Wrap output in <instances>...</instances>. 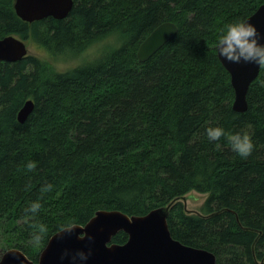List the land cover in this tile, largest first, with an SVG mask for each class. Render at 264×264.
I'll return each instance as SVG.
<instances>
[{
	"label": "trees",
	"instance_id": "1",
	"mask_svg": "<svg viewBox=\"0 0 264 264\" xmlns=\"http://www.w3.org/2000/svg\"><path fill=\"white\" fill-rule=\"evenodd\" d=\"M263 2L73 0L64 19L26 23L14 0H0V39L30 40L52 58L113 39L62 72L34 55L0 62V249L36 262L61 224L84 225L99 210L141 216L173 202L167 225L175 240L212 252L217 264H264V67L246 111L236 112L215 49L226 25ZM163 22L177 34L141 63L140 43ZM29 99L34 107L21 124L17 113ZM217 126L248 133L252 154L240 157L225 138L210 141L206 129ZM46 184L52 190L42 194ZM190 191L207 195L198 213L178 201ZM37 199L42 208L26 217ZM39 223L48 231L36 245L31 225ZM126 240L119 232L112 243Z\"/></svg>",
	"mask_w": 264,
	"mask_h": 264
},
{
	"label": "water",
	"instance_id": "2",
	"mask_svg": "<svg viewBox=\"0 0 264 264\" xmlns=\"http://www.w3.org/2000/svg\"><path fill=\"white\" fill-rule=\"evenodd\" d=\"M72 6L73 0H14L13 4L17 17L26 23L48 17L64 19ZM244 21L256 27L260 33L259 43L264 44V2ZM177 32V26L171 22L156 26L140 43L136 52L137 59L141 63L149 60ZM215 49L219 62L230 76L234 92L232 109L242 113L247 109L248 88L257 78L261 66L243 61L239 64L229 62L219 56ZM28 55L30 52L25 40L13 35L0 39V62L15 63ZM33 107L31 99L25 101L17 113V121L24 123ZM184 199L182 197L178 201ZM172 204L154 208L141 216H129L118 210L96 211L83 228L77 227L72 233L61 235L54 233L36 262L21 250L10 248L2 253L0 264H217L212 252L184 245L171 236L167 217ZM119 232L127 235L126 242L121 245L112 243V238ZM81 234L85 238L78 239ZM89 250L91 254L86 261H72L77 251L88 253ZM65 252L67 256H64Z\"/></svg>",
	"mask_w": 264,
	"mask_h": 264
},
{
	"label": "clouds",
	"instance_id": "3",
	"mask_svg": "<svg viewBox=\"0 0 264 264\" xmlns=\"http://www.w3.org/2000/svg\"><path fill=\"white\" fill-rule=\"evenodd\" d=\"M260 33L256 27L247 21H239L226 25L221 30L216 48L219 56L225 58L227 61L232 63H255L259 66L264 67V44L259 43ZM207 137L210 141H219L221 138H225L231 145L232 151L237 153L242 158L250 156L254 150V144L252 137L248 133H230L223 127H208L206 129ZM220 145L217 144V148ZM29 172H33L37 168V164L34 161H29L26 165ZM52 184H46L42 189L41 193H47L52 190ZM42 204L37 199L30 203V205L24 209L27 214H32L34 217L36 213L40 211ZM36 231L32 235V240L36 245H39L47 234V226L43 223L31 225ZM77 227L83 228V225H78L74 222L61 224L57 228V234L72 233ZM85 238L84 234L78 236V239ZM91 240V237H88ZM91 254L90 250L88 253L84 251H77L72 256V261L75 262L77 259L80 261H86ZM68 253L65 252L64 256ZM61 257V259L64 258Z\"/></svg>",
	"mask_w": 264,
	"mask_h": 264
},
{
	"label": "rangeland",
	"instance_id": "4",
	"mask_svg": "<svg viewBox=\"0 0 264 264\" xmlns=\"http://www.w3.org/2000/svg\"><path fill=\"white\" fill-rule=\"evenodd\" d=\"M30 55L37 56L43 60L49 61L52 63L54 68L57 71H65L67 69L81 65L83 62L90 61L94 59L102 50L113 44L112 38H107L99 43L93 44L87 49L79 52L76 55L63 56L62 58H52L45 51L40 48H37L30 40L25 41ZM69 53H66L68 55ZM206 194H201L196 191H190L184 196V200H181L182 204L186 211L198 213L200 207L204 200L206 199ZM3 253V250L0 249V257Z\"/></svg>",
	"mask_w": 264,
	"mask_h": 264
},
{
	"label": "bare ground",
	"instance_id": "5",
	"mask_svg": "<svg viewBox=\"0 0 264 264\" xmlns=\"http://www.w3.org/2000/svg\"><path fill=\"white\" fill-rule=\"evenodd\" d=\"M41 21V20H40Z\"/></svg>",
	"mask_w": 264,
	"mask_h": 264
}]
</instances>
